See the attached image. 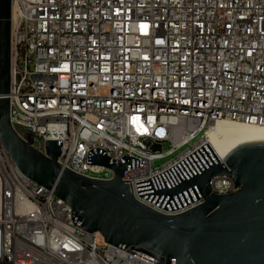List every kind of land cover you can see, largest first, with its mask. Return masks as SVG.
<instances>
[{"label":"built area","instance_id":"obj_1","mask_svg":"<svg viewBox=\"0 0 264 264\" xmlns=\"http://www.w3.org/2000/svg\"><path fill=\"white\" fill-rule=\"evenodd\" d=\"M11 24L16 133L30 130L43 154L58 142L62 170L93 179L114 177L94 155L129 157L123 180L161 214L203 202L196 186L164 190L216 162L210 130L227 122L264 131V0H12ZM210 186L237 190L228 175ZM100 238L0 141V264H160Z\"/></svg>","mask_w":264,"mask_h":264},{"label":"water","instance_id":"obj_2","mask_svg":"<svg viewBox=\"0 0 264 264\" xmlns=\"http://www.w3.org/2000/svg\"><path fill=\"white\" fill-rule=\"evenodd\" d=\"M12 0H0V141L20 171L38 188L53 190L73 210L81 228L99 232L107 244L153 254L160 264H264V141L242 143L223 161L164 192L171 197L196 186L203 202L181 214L164 215L139 202L123 180L130 158L110 161L96 154L95 164L114 177L99 180L64 169L61 146L46 143L43 154L33 134L21 138L10 121ZM156 145L154 150H159ZM232 176L236 191L212 192L216 176Z\"/></svg>","mask_w":264,"mask_h":264},{"label":"bare ground","instance_id":"obj_3","mask_svg":"<svg viewBox=\"0 0 264 264\" xmlns=\"http://www.w3.org/2000/svg\"><path fill=\"white\" fill-rule=\"evenodd\" d=\"M207 143L215 156L223 161V157L234 147L251 141H264V131L227 122L219 123L208 132Z\"/></svg>","mask_w":264,"mask_h":264},{"label":"rangeland","instance_id":"obj_4","mask_svg":"<svg viewBox=\"0 0 264 264\" xmlns=\"http://www.w3.org/2000/svg\"><path fill=\"white\" fill-rule=\"evenodd\" d=\"M169 148H170V144H169L168 142L165 143L164 148L162 149V152L168 150ZM184 148H185V147H184ZM184 148L178 150V151L175 152L174 154L167 155V156H165V157L162 158V159H157V160L154 162V165H155V166H159V165L164 164L165 162H167L168 160H170L173 156H175L178 152H180V151L183 150ZM100 241H101L102 243H104V239H103V238H100Z\"/></svg>","mask_w":264,"mask_h":264}]
</instances>
